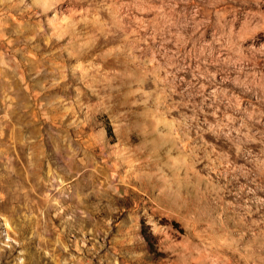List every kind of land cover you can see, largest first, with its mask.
Listing matches in <instances>:
<instances>
[{"label": "rangeland", "instance_id": "1", "mask_svg": "<svg viewBox=\"0 0 264 264\" xmlns=\"http://www.w3.org/2000/svg\"><path fill=\"white\" fill-rule=\"evenodd\" d=\"M0 264H264V0H0Z\"/></svg>", "mask_w": 264, "mask_h": 264}, {"label": "trees", "instance_id": "2", "mask_svg": "<svg viewBox=\"0 0 264 264\" xmlns=\"http://www.w3.org/2000/svg\"><path fill=\"white\" fill-rule=\"evenodd\" d=\"M108 131H109V134H110V135L113 134V132H112V128H111L110 126L108 127Z\"/></svg>", "mask_w": 264, "mask_h": 264}, {"label": "bare ground", "instance_id": "3", "mask_svg": "<svg viewBox=\"0 0 264 264\" xmlns=\"http://www.w3.org/2000/svg\"><path fill=\"white\" fill-rule=\"evenodd\" d=\"M5 1H7V0H5ZM53 3V2H52ZM57 4V3H56ZM56 6V5H55ZM48 8V7H47Z\"/></svg>", "mask_w": 264, "mask_h": 264}]
</instances>
